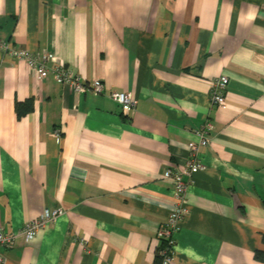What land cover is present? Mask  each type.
Here are the masks:
<instances>
[{"label": "crops", "instance_id": "0c3cea01", "mask_svg": "<svg viewBox=\"0 0 264 264\" xmlns=\"http://www.w3.org/2000/svg\"><path fill=\"white\" fill-rule=\"evenodd\" d=\"M0 42L52 56L38 79L0 47L5 264H158L174 207L163 172L183 169L207 121L171 264H264V0H0ZM59 64L103 89L74 92ZM110 90L130 91L134 108ZM56 207L26 241L24 224Z\"/></svg>", "mask_w": 264, "mask_h": 264}, {"label": "built area", "instance_id": "2783aa9c", "mask_svg": "<svg viewBox=\"0 0 264 264\" xmlns=\"http://www.w3.org/2000/svg\"><path fill=\"white\" fill-rule=\"evenodd\" d=\"M0 47L13 59L25 61L38 79L45 78L47 74L46 62L52 57L50 54L34 55L25 49H12L6 42H0ZM52 72L57 81L70 85L74 92L78 94L84 92L86 89H91L96 93H100L103 89V85L99 80H92L89 83H85L79 77L74 75L68 66L59 64L52 69ZM227 83L228 78L224 74H221L212 80L210 100L218 107L224 106V92ZM108 95L121 106L122 111L125 113H128L134 108V102L130 91L110 90ZM209 129L210 123L207 121L198 131L195 132L196 140L188 143L187 160L184 163L183 169H166L163 172V176L167 179H171L173 182L174 207L166 220L159 226L158 230V236L165 244L164 248H159L157 250L161 264H171L172 262L175 233L179 228V221L183 218L186 212L184 195L187 185L190 182L191 175L195 172L206 170L205 164L199 159V149L206 146V134ZM183 176H186L188 180L184 181ZM62 213L63 210L58 207L43 210L37 218L24 224L21 234L26 241L31 239L38 230L47 226ZM12 239L13 235L7 234L0 229L1 246H9L12 243ZM0 264H5V258L3 256H0Z\"/></svg>", "mask_w": 264, "mask_h": 264}, {"label": "trees", "instance_id": "16d2710c", "mask_svg": "<svg viewBox=\"0 0 264 264\" xmlns=\"http://www.w3.org/2000/svg\"><path fill=\"white\" fill-rule=\"evenodd\" d=\"M31 109H32V105H31V101L29 99L25 100L22 103H16L15 104L16 115L19 117L24 115L25 113H28L29 111H31ZM160 241H161L160 248H164L165 247L164 241L161 239H160ZM262 242L264 243V235H262ZM156 257H157L156 262L159 264L160 263V257L158 256L157 253H156ZM254 257L264 263V251L254 250Z\"/></svg>", "mask_w": 264, "mask_h": 264}]
</instances>
